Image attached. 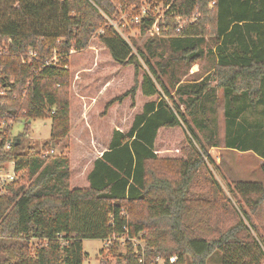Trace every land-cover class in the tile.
Listing matches in <instances>:
<instances>
[{
    "label": "trees",
    "instance_id": "obj_1",
    "mask_svg": "<svg viewBox=\"0 0 264 264\" xmlns=\"http://www.w3.org/2000/svg\"><path fill=\"white\" fill-rule=\"evenodd\" d=\"M140 1L0 0V148L13 139L0 165L13 159L29 180L0 194V264H82L83 239L112 235L144 242L141 255L127 241L116 264H206L214 252L220 264L264 263L249 214L264 201V180L228 187L242 216L212 233L200 229L208 201L190 198L218 146L219 91L224 147L264 160V0H156L168 6L171 60L212 65L176 85L164 83L169 65L151 62L153 39L133 52L109 23L120 10L135 14ZM177 17L182 24H172ZM134 20L120 24L145 33L154 23L148 12ZM89 52L71 74L70 55ZM116 65L132 67L131 83ZM37 119L50 120L48 141L23 147L13 123L28 131ZM177 130L183 142L165 150ZM64 139V151L42 156Z\"/></svg>",
    "mask_w": 264,
    "mask_h": 264
},
{
    "label": "rangeland",
    "instance_id": "obj_2",
    "mask_svg": "<svg viewBox=\"0 0 264 264\" xmlns=\"http://www.w3.org/2000/svg\"><path fill=\"white\" fill-rule=\"evenodd\" d=\"M145 1L146 3H144L143 0L140 1L135 14L132 12L134 7H129L128 10L125 11L120 10L116 16L118 18L116 20L108 19L109 23L116 26L117 31L132 46L133 52L136 51L137 47L142 48L147 40L149 41V39H153L152 47H154L155 50V57L151 60V62L155 63V61H162L164 64L169 65L167 68L168 73L163 77L166 85H176L177 82L182 83L191 78L206 75L207 72L211 70L212 66L206 58L195 61L189 67L181 65L179 61L173 62L171 60L172 57L176 56H172L169 51L165 37L170 33V26H168L167 22L168 6H166L162 1ZM118 8L119 6L116 7V9ZM144 9H147L149 15L154 20L152 26L145 33H141L135 28L120 24L121 22H125V25H128L127 23L134 22V19L143 15L142 11ZM182 23L183 22L177 17L174 18L172 24L176 25ZM85 53L70 55L69 68L71 74H73L77 68H80L84 57L91 56V52L87 54ZM106 54L109 56L107 52ZM116 67L118 70L121 68L119 65H116ZM119 75L123 83L127 81L131 83L133 76L132 67H122L121 71H119ZM170 91L173 95L172 88H170ZM102 101L103 100H100L97 104V107L101 111L104 109L105 104L101 103ZM222 111L223 96L222 92L219 91L217 101L218 146L208 149L210 163L206 160V165L200 168L194 184L190 189V198L192 200L200 198L208 201V203L202 205L203 216L200 229L202 231L206 230L209 233H212L216 229H227L228 227L235 225L238 220L236 212L242 216L241 213L236 210L237 206L235 198L229 193L228 187H233V184L237 181L263 182L264 180L262 171V167H264V160L262 158L251 151L240 152L224 147V118ZM49 133L50 120L37 119L30 123L28 131H24L22 121L14 122L11 136L13 138H17L21 135L23 147L31 145L36 149H39L44 142L48 141ZM166 137L172 140L163 144L162 147L165 150L171 151L172 148L179 145V142H183V135L180 130L173 132L172 135H166ZM66 144V139L60 141L58 144H54V153L58 154L60 151H64ZM18 179V183L23 184L25 187L29 184V180H27L24 175L21 178L18 177ZM212 179L215 180L217 186H213ZM237 199L241 200L239 196H237ZM249 214L259 236L264 240V201L261 203L258 210L251 213L249 212ZM127 241L132 244L135 252H138L137 249L139 248L141 255L143 254L144 242L137 237L112 235L103 241L100 239H83L82 250L86 256L84 257L82 264H100V258L104 256L109 258L111 264H116L118 261L117 255L124 253ZM115 247L116 251L113 253L112 251ZM170 257L176 256L172 255L169 256V258ZM156 260L162 262L163 258L158 257ZM187 264H190V259L188 257ZM206 264H220V255L217 252H214L207 258Z\"/></svg>",
    "mask_w": 264,
    "mask_h": 264
},
{
    "label": "built area",
    "instance_id": "obj_3",
    "mask_svg": "<svg viewBox=\"0 0 264 264\" xmlns=\"http://www.w3.org/2000/svg\"><path fill=\"white\" fill-rule=\"evenodd\" d=\"M212 4H213V2L210 5H212ZM142 12H143L142 14L144 15V14H147L148 11H147V9H144ZM179 28H180V26H179ZM179 28H177V29H179ZM56 60L57 59H56V56L54 54L50 60H47L45 62V64H49L50 62H56ZM2 94H3V91L0 87V95H2ZM53 112H54V110L51 109L49 111V114H52ZM12 143H13V139L12 138L8 139L4 143V145L0 148V155H2V153L4 151L9 150ZM41 154H42V156L53 155V154H55L54 148L48 149V150L43 151V152L41 151ZM15 166H16V163L13 159L3 163L2 165H0V194H3L5 192V185L6 184L13 182V181H16L18 179V173L16 171ZM109 243H110V241H109ZM175 259H176V257H170L169 258L170 263L174 262ZM156 261L160 262L158 260H156ZM138 264H144L142 258H139Z\"/></svg>",
    "mask_w": 264,
    "mask_h": 264
}]
</instances>
